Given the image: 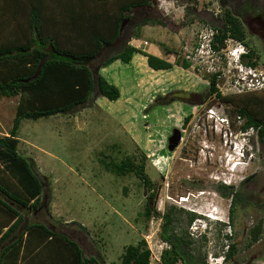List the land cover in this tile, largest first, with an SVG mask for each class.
<instances>
[{"label": "rangeland", "instance_id": "374dc122", "mask_svg": "<svg viewBox=\"0 0 264 264\" xmlns=\"http://www.w3.org/2000/svg\"><path fill=\"white\" fill-rule=\"evenodd\" d=\"M20 1L25 5L26 0ZM83 1L99 8L97 0ZM210 1L149 0L143 6L124 9L119 36L85 62L93 74L90 97L68 113L20 120L17 149L32 159L41 193L37 206L24 211L17 228L0 242V248L17 236L25 223L40 221L74 239L83 255H97L101 264H120L124 246L140 237L148 249L166 246L156 236L157 221L170 205V229L188 240L186 248L190 254L204 259L212 243L214 250H218L227 242L233 243L234 250L222 264H264V137L258 138L253 128L240 133L234 129L235 124L228 130L216 117L208 116L210 106L225 114L231 107L212 94L200 103L187 102L190 93L200 96L207 91L208 74L217 69V62L222 65V73L216 88L224 94L234 91L227 60L228 49L235 40L220 48L221 55H226L225 63L221 56L212 58L202 52V45L194 55L196 58L200 53L199 59H195L196 63L192 59L194 65L190 62L183 70L174 61L182 48L188 53L191 49L188 45L182 47L180 41L182 36L192 35L189 28L194 23L189 24V20L200 22L188 8L215 6ZM14 2L19 1L0 0V19L4 15L10 18ZM62 2L48 0L44 6L55 13ZM119 4V0H109L104 8L118 14ZM21 21L23 24L24 16ZM212 22L220 24L219 20ZM9 23L6 19V26ZM126 37H133L145 51L171 61L170 69L152 70L139 52L128 63L115 59L101 65L102 59L118 50ZM159 45L172 52L165 55ZM45 46L48 48L49 44ZM249 60H255L256 67L264 70L257 55L249 56ZM98 70L118 87L116 99L98 93ZM170 91L180 97L170 98ZM245 92H261L264 96V88ZM19 99V94L0 95V134L8 131ZM186 114L188 119L182 124ZM172 127L180 131V138L174 148L168 149L166 137ZM125 155H130L135 163L143 156L142 172L157 187L153 209L158 213H153L147 222L140 212L148 191L138 175L134 171L120 174L110 169L113 162ZM221 178L233 184L237 192L231 219L230 194H222L217 187ZM180 209L193 211L196 216L188 223L187 215ZM206 214L218 216L221 223L209 220L211 217ZM203 218V224L210 229L208 236L199 234ZM256 220L261 233L253 239L249 226ZM149 264L156 262L150 259Z\"/></svg>", "mask_w": 264, "mask_h": 264}, {"label": "trees", "instance_id": "16d2710c", "mask_svg": "<svg viewBox=\"0 0 264 264\" xmlns=\"http://www.w3.org/2000/svg\"><path fill=\"white\" fill-rule=\"evenodd\" d=\"M18 1L11 5L8 15L10 18L4 15L0 19V95L19 94L20 97L8 131L0 134V242L17 228L24 211L37 206L41 193V182L33 170L32 159L17 149L20 120L35 119L56 112L68 113L85 102L94 85L92 70L85 62L118 35L119 24L125 18L122 14L124 9L143 6L149 0H119L118 14H113L112 9L104 8L105 2L109 0H97L99 8L83 4V0H63L61 8L55 13H50V9L44 6L48 0H26L25 5ZM27 5L26 18L24 12ZM224 15V27L219 29L217 44L214 46L217 48L223 45L222 39L226 32L236 39L242 37L236 18L228 12ZM22 16L25 18L23 24ZM6 19L10 21L7 26ZM47 43L51 48L49 51L43 49ZM159 47L165 55L172 52L162 45ZM135 52L143 54L152 69H168L172 66L171 61L130 43H122L118 50L102 59L101 65L109 64L115 59L127 62ZM245 54L247 61L254 64L255 60H249L253 51L248 48ZM174 61L182 67L189 65L182 57H177ZM100 72L98 70L95 73L98 93L108 99H116L119 95L118 87L105 77V72ZM215 81L214 75H210L207 91L200 96L190 93L191 97L187 102L200 103L208 94H212L218 101L231 105L226 112L231 127H235V124L234 129L244 130L251 126L256 130L258 138L264 137V96L261 92L221 95ZM170 93V98L180 97L173 91ZM236 114L242 118L239 124L234 121ZM188 115L183 116L182 124L187 121ZM142 159L143 156L140 162L135 163L130 155H125L113 162L110 169L120 174L134 171L138 175L148 191L140 212L147 222L153 213H158L153 209L157 187L143 174ZM217 187L222 194H229L232 186L219 182ZM236 199L235 191L228 208L230 219ZM171 207L169 205L167 211L160 215L162 224L159 236L169 242V247L165 246L160 251V261L163 264H175L176 261L181 264H204L203 257L190 254L187 250L188 240L170 229ZM180 210L187 215L188 223L196 216L193 211ZM259 223L250 229L253 239L257 238ZM233 250V243H229L224 254L225 260L232 255ZM100 261L102 260L97 255H83L74 239L40 221L25 223L23 230L0 248V264H101ZM120 264H149V249L142 237L135 243L124 246Z\"/></svg>", "mask_w": 264, "mask_h": 264}, {"label": "flooded vegetation", "instance_id": "af4514ba", "mask_svg": "<svg viewBox=\"0 0 264 264\" xmlns=\"http://www.w3.org/2000/svg\"><path fill=\"white\" fill-rule=\"evenodd\" d=\"M195 1L196 0H192V2H195ZM213 2L215 3V6H212V7L198 8L196 5H193L188 8V10L193 12L198 19L200 18L199 20L200 22L198 21L192 22L191 20H189L190 21L189 24L194 23V26L189 28L190 31H192V35H190L189 37H187L188 35H185L184 37L182 36L180 41H181L182 47H185L186 45H188L189 47H191V49L189 50V53H188L185 51L186 49L182 48L181 53L178 54L177 57H182L184 60L189 62V65H190V62L192 63L193 55L196 52L195 49L197 48V46H199L200 36H201L203 29L210 28L212 30L213 32L212 33V45L214 47L217 44L216 40H217V35L219 34V29H222L224 27V21H225L224 14L225 12H228L232 17L236 18V21L242 31V37L238 38L237 40L243 43L247 51H248V48H250L253 51V55H257V58L260 60L259 62L264 67V0H211L209 3L213 5ZM200 14L202 15V18L200 17ZM212 20L214 21L219 20L220 24L213 23ZM226 35H228V32L225 33V36ZM219 54L221 58H223V62L225 63L226 62V58L224 59L225 55H221L222 51ZM244 55L247 56L246 54H243V56ZM215 56H218L216 52L212 54V58H215ZM188 66L187 67L181 66L180 68L184 70V69H187ZM221 67L222 65L219 66V63L217 62L216 63L217 69L212 70L208 74V77L212 74L214 75V79L216 80L215 85L217 84V78L221 76L220 74L222 73V71L219 70ZM207 84H208V81H207ZM219 93H221V95L224 94L222 92H219ZM229 93H233V92L229 91L225 94H229ZM201 94H203V92ZM248 131L250 130H244V134L247 133ZM226 185L232 186L231 191L229 193L230 194L229 199L231 201V197L236 191V188H234L233 184H226ZM146 195H145V200L147 199ZM230 201H229V204H230ZM150 221H153V219L151 218ZM258 223L259 221L256 220L254 223H252L249 226V234H250L251 227ZM157 224H158V227H157L156 236L158 240H162L165 243L166 247H169V242L165 239H161L159 236V232H160L161 224H162L161 216H159V220L157 221ZM260 233H261V225L259 224V230H258L257 236Z\"/></svg>", "mask_w": 264, "mask_h": 264}, {"label": "built area", "instance_id": "2783aa9c", "mask_svg": "<svg viewBox=\"0 0 264 264\" xmlns=\"http://www.w3.org/2000/svg\"><path fill=\"white\" fill-rule=\"evenodd\" d=\"M212 33L213 32L210 28L204 29L201 33L200 43H199V45L204 46V48H200L201 51L202 52L205 51L206 53H208L209 56H212V54L214 52H216V54L218 56H220L219 53L222 49L221 47H224L229 40H235V44L228 49V58L229 59L227 60V64L230 66V69L232 70V75H231L232 80L231 81H232V86L235 87L234 91H230V92L241 93V92H245L247 90L263 89L264 88V70H263V68L256 67L255 64L249 63L247 61L248 58L245 55L244 56L246 57V60L245 61L242 60L243 54H245L247 52V49L243 45V43L241 41L235 39L234 37L230 36V35H226L222 39V42H223L222 46H220L219 48L213 47V45H212ZM143 42H145V41H143ZM198 48L199 47L197 46V48L195 49L196 50L195 54L200 50ZM194 55H193V60L195 62V59H199L197 57L200 56V53L197 54L196 58H194ZM192 65H194L193 62H192ZM207 115L210 117H216L220 124L226 126L228 128V130H231V126L229 125V118L227 117V115L223 111L216 114L215 108H213V106H210L207 108ZM241 120H242L241 116L236 114L235 115V122L237 124H239L241 122ZM235 130L241 131L242 129L237 128ZM244 130H252V127L248 126ZM238 150L240 152V155H243L240 147L238 148ZM221 181L224 184H229V181L224 179V178L223 179L221 178ZM224 238H225L224 235H222V239H224ZM220 245H221V243H220ZM227 246H228V243L226 242L224 244L223 248H220V246H219L220 249L214 250L215 245H213V243H212L210 250H208V252H207L206 258L203 259L204 264H222L224 253L227 250ZM161 250H162V248L154 249V250L150 249L149 250V260L153 259L156 262V264H163L159 258ZM175 264H181V263L179 261H176Z\"/></svg>", "mask_w": 264, "mask_h": 264}, {"label": "water", "instance_id": "95a60500", "mask_svg": "<svg viewBox=\"0 0 264 264\" xmlns=\"http://www.w3.org/2000/svg\"><path fill=\"white\" fill-rule=\"evenodd\" d=\"M121 25H122V21L119 24V28H121ZM43 49L48 50V51L51 50L50 46L48 48L46 46H43ZM179 138H180V131L177 128L172 127L171 128V133L168 134L167 138H166V146H167V148L168 149L174 148L176 146V144L178 143Z\"/></svg>", "mask_w": 264, "mask_h": 264}, {"label": "clouds", "instance_id": "9594fccd", "mask_svg": "<svg viewBox=\"0 0 264 264\" xmlns=\"http://www.w3.org/2000/svg\"><path fill=\"white\" fill-rule=\"evenodd\" d=\"M215 110H216V114H218L219 112H221L220 110H217L216 108H215ZM238 132H240V133H244V130H239ZM242 148H243V146H242ZM203 215V214H202ZM208 217H211V218H209V220H211V221H217V223H221V221L220 220H218L219 219V217L218 216H211V215H208V214H206ZM206 217V216H205ZM204 221H206L205 220V218H203L202 219V221L200 222V224L202 223V227H200L201 228V230H200V234H203V235H207L208 236V233H209V231H210V229L207 227V225H205V224H203L204 223ZM222 234V233H221ZM225 254V253H224ZM223 259H224V257H223Z\"/></svg>", "mask_w": 264, "mask_h": 264}, {"label": "crops", "instance_id": "0c3cea01", "mask_svg": "<svg viewBox=\"0 0 264 264\" xmlns=\"http://www.w3.org/2000/svg\"><path fill=\"white\" fill-rule=\"evenodd\" d=\"M119 33H120V28H119ZM119 33H118V35H117V37L119 36ZM143 41H145L144 39L142 40V43L143 44H145V42H143ZM123 43H130V44H132V45H134V46H136V47H139V48H141V49H145V48H143L139 43L137 44L136 43V41H135V39L133 38V37H130L129 38V40L127 39V37H126V39L123 41ZM136 53V52H135ZM133 53L132 55H131V57H130V59H129V61H127V63L128 62H130L132 59H133V55H137L138 53ZM121 62V61H120ZM152 69V68H151ZM168 69H170V68H168ZM152 70H155V69H152ZM156 70H160V69H156ZM164 71L165 70H167V69H163Z\"/></svg>", "mask_w": 264, "mask_h": 264}]
</instances>
